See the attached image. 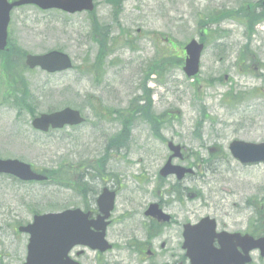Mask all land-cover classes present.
Listing matches in <instances>:
<instances>
[{
  "label": "rangeland",
  "instance_id": "obj_1",
  "mask_svg": "<svg viewBox=\"0 0 264 264\" xmlns=\"http://www.w3.org/2000/svg\"><path fill=\"white\" fill-rule=\"evenodd\" d=\"M262 1L96 0L92 14L69 16L33 7L10 13L9 45L30 55L60 50L72 59L74 68L47 75L15 65L9 73L10 92L6 94L0 84V159L18 160L51 175L50 182L43 184H22L0 175V264L22 263L26 240L14 231L29 224L34 213L81 208L75 190L96 192L104 184H113L118 193L117 218L127 213L125 217L135 220L149 203L162 198L171 203L170 214L178 220L186 217L193 222L209 215L229 227L252 231L257 217L249 203L260 209L263 205L264 164L241 166L227 147L234 140L264 143L260 92L264 90V20L259 19L258 7ZM241 7L247 9L243 17L252 14L257 20L248 36L241 16L219 15ZM215 16L222 20L220 25H199L200 20L214 21ZM199 37L206 48L193 82L181 66L169 64L168 44L174 42L179 54L180 45ZM222 47L225 54L220 59ZM148 72L150 94L143 89ZM6 78L0 69V83ZM230 89L231 96L241 94L243 101H231ZM149 98L151 107L137 109L138 100ZM64 108L78 110L85 124L48 134L32 129L33 117ZM125 120L130 121L129 140L122 136L119 150L105 149L122 132ZM195 129L199 139L193 135ZM167 141L186 152L184 161L173 163L191 165L194 172L180 184L174 177L158 176L169 156ZM91 169L98 170L96 178ZM71 171L83 180L64 175ZM262 221L257 223L262 226ZM121 222L110 229L119 246L110 254L120 249L115 252L119 258L133 263L131 253L121 249L119 237L120 232L134 237L137 228ZM252 264L264 260L253 255Z\"/></svg>",
  "mask_w": 264,
  "mask_h": 264
},
{
  "label": "water",
  "instance_id": "obj_2",
  "mask_svg": "<svg viewBox=\"0 0 264 264\" xmlns=\"http://www.w3.org/2000/svg\"><path fill=\"white\" fill-rule=\"evenodd\" d=\"M25 5H34L41 10L57 9L64 11L68 14H74L82 11H92V0H18L9 4L7 0H0V51L5 47L6 41V27L9 21V12L15 7ZM264 7V3H263ZM202 46H198L195 42H191L186 47V52L189 58L186 60L184 72L188 77L194 76L198 71V62ZM25 65L30 69L39 67L42 71L49 74L62 72L71 68L69 58L59 52H50L42 56H27ZM83 122L79 113L70 109H65L61 112L53 113L50 115H40L32 121V127L36 130L47 132L49 127L51 129H61L64 126H76ZM169 149L174 152V155L169 159L160 175L166 177L170 174H175L177 179H182L185 173L189 172L179 167H172L170 161L179 155V147L168 145ZM233 156L239 159L242 163H254L264 161V145H248L243 143H233L230 146ZM0 174H6L16 177L17 179L25 182L30 181H45L46 178L42 175L36 174L31 171L28 165L12 160H0ZM113 195L106 193L99 199L98 204L102 209L105 217L111 210ZM106 202V208L104 204ZM156 207H151L149 212L154 213ZM103 218V219H104ZM207 222L204 220L200 225L191 228L199 229L205 226ZM97 224V223H96ZM101 224V223H100ZM92 224L87 221V216H84L79 210L65 211L63 213L48 214L44 216H36L33 219V224L25 228H20V232H24L30 237V245L28 247L30 257L36 251L41 253L47 252V247L55 254L61 253L63 256L75 244H82L93 247L94 237L89 233V228ZM104 225H101L103 228ZM99 227V226H98ZM100 228V227H99ZM245 241L240 244L246 255L250 250L258 249L261 256L264 257V238L253 241L251 238L244 237L240 241ZM239 241V242H240ZM48 252L50 253V251ZM58 250V251H57ZM57 251V252H56ZM246 257H240L239 264L249 263ZM27 264H31L28 263ZM41 264H66L58 260L44 261Z\"/></svg>",
  "mask_w": 264,
  "mask_h": 264
},
{
  "label": "flooded vegetation",
  "instance_id": "obj_3",
  "mask_svg": "<svg viewBox=\"0 0 264 264\" xmlns=\"http://www.w3.org/2000/svg\"><path fill=\"white\" fill-rule=\"evenodd\" d=\"M183 159L184 157L181 158V160ZM156 204L166 216L155 217L154 219L140 218L143 222L138 223V229L135 231L137 234L134 237H123L122 232H120L121 249L131 253L134 258L133 263L128 264H191V255L190 252L188 253V247L191 248L192 241L201 253V256L198 255L197 257L201 263H204V260H208V263L215 262L217 255L214 251L223 249L228 253L230 252L229 250H233L234 243L229 237L223 239L214 238L213 240L209 238L197 240L185 238L183 234L184 227L196 224L197 220L191 222L186 217L178 220L175 215L170 214L171 203L168 200L165 202L156 201ZM82 209L88 213V219L92 223L90 231L95 234L94 225L100 215L96 206L91 207L90 202L84 200ZM116 218L117 215L112 213L109 220L104 221L107 223L105 237L113 250L119 248L109 237L110 229L113 228L112 225L119 221ZM216 225V233H224L227 236L236 234L254 236V231H250L248 228L229 227L226 222H219L218 220H216ZM139 229L142 230L141 234L138 233ZM209 249L213 250L211 256L207 257L206 253ZM119 250L115 252H119ZM115 252L111 254L110 252L100 253L83 246H75L68 253V258L77 264H126Z\"/></svg>",
  "mask_w": 264,
  "mask_h": 264
},
{
  "label": "trees",
  "instance_id": "obj_4",
  "mask_svg": "<svg viewBox=\"0 0 264 264\" xmlns=\"http://www.w3.org/2000/svg\"><path fill=\"white\" fill-rule=\"evenodd\" d=\"M246 11H247L246 8L241 7V9L238 10L237 12H234V11L227 12L228 13L227 16L232 17V18L237 16V15L241 16V17H239V16H237V17H239L241 19L243 18L244 25L246 28V32L251 33V31L253 30V27L256 24L257 20L252 19V16H251L252 14H249L247 17H243V12H246ZM259 19H263V16L260 15ZM23 56H24V53L21 50L13 48L11 45H9L7 52L0 53V69L3 73L7 74L6 80L0 84L5 88L6 94H8L10 92V89L13 86V83L9 77L10 70L13 69L15 67V65L20 70H22V63H23L22 58H23ZM143 89H145V88L143 87ZM147 102L149 104L150 100L147 99ZM130 121H131V119H130ZM130 121L129 120L124 121L125 126H124L122 133L120 134L121 137L124 136L125 138H127V136H128V128L127 127L130 125ZM115 142H116L115 140L114 141L111 140L109 146L110 147L116 146L117 143H115ZM48 175L51 176L49 173H48Z\"/></svg>",
  "mask_w": 264,
  "mask_h": 264
},
{
  "label": "bare ground",
  "instance_id": "obj_5",
  "mask_svg": "<svg viewBox=\"0 0 264 264\" xmlns=\"http://www.w3.org/2000/svg\"><path fill=\"white\" fill-rule=\"evenodd\" d=\"M230 11H231V9H225L224 12L227 13V12H230ZM258 190H260V189H258ZM196 197H197V194L195 192H192V198H196Z\"/></svg>",
  "mask_w": 264,
  "mask_h": 264
}]
</instances>
